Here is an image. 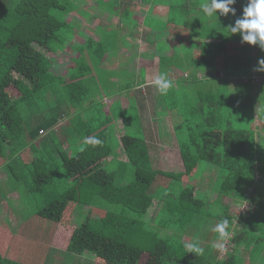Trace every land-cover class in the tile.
I'll use <instances>...</instances> for the list:
<instances>
[{
	"label": "trees",
	"instance_id": "1",
	"mask_svg": "<svg viewBox=\"0 0 264 264\" xmlns=\"http://www.w3.org/2000/svg\"><path fill=\"white\" fill-rule=\"evenodd\" d=\"M71 11L70 0H0V160L1 166L6 165L11 172L18 174L19 178L16 179L12 173L16 186L21 188L27 184L36 203L40 198L43 203L46 200V207L38 210L37 214L54 222L55 227L47 228L52 233L48 247L44 249L47 254L43 264H65L68 258H85L86 264H140L142 257L147 254L149 264H244L235 254L228 255L223 260L209 261V255L213 256L212 251L205 253L204 249L203 254L190 253L182 242V234L173 239L164 232L177 228L191 231L188 228L194 223L190 220L196 216L193 212L202 209L205 200L194 196L192 185L177 190L164 188L167 186L156 188L155 179L159 172L151 168L142 137L135 138L126 134L118 140L114 123L99 119L98 129L91 128L90 132H83L85 138L82 149L75 150L73 157L69 158L62 149L53 129L59 123L58 118L67 115L68 108L57 105L59 117L48 114V118L44 119L48 106L41 99L44 98V91L59 92L57 81L62 83L65 93L71 92L73 96L77 90L82 89L79 81L71 82L69 79L66 86L64 78L54 76L53 63L47 57V53L55 51V43L61 45L60 33L66 32L64 29L69 26L67 19ZM225 44L223 40L215 42V45H206V48L214 47L211 50L213 54L205 55L202 60L203 67L208 68L211 64L210 67L215 68L214 62L224 54ZM247 54H238L235 62L231 61L230 56L222 57L225 74L216 93L202 89L199 95L192 97L194 102L188 111L179 112V125L174 128L179 144L184 141V148H181L186 170L175 177L181 179L184 174L190 176L197 164L203 161L211 167L221 169L216 186L220 201L224 197L247 199L243 190L246 186H254L255 168L264 182V138L261 137L257 143L255 131L238 127L240 122L248 120L242 118L241 111L250 106L247 107V98H241L239 94L242 86L240 83L252 67L250 62L243 61L249 58ZM230 79L237 80L236 97L229 96L226 90ZM249 87L251 86L247 88ZM12 88L20 94L17 99L8 93ZM83 98L85 95L82 100ZM254 105L256 106L255 99L250 108H254ZM99 108L103 109V106ZM252 114H255L254 110L250 112L251 116ZM259 117L264 128V107ZM114 128L116 132L113 133ZM47 133L49 140H41L44 138L42 135ZM25 134L29 139H25L24 144L22 138ZM67 139L69 142L73 141L72 138ZM93 139L100 143H90ZM36 141L41 142L42 150H34L33 143ZM119 151L121 154H118ZM121 157H125L127 161H118ZM110 158L113 160L108 162ZM112 162H119L117 174L107 169ZM127 170H132L130 180ZM162 174L173 178L167 173ZM85 181L97 184L91 203L95 202L96 197H102L117 208L121 207L122 212L108 211V215L102 217L100 223L91 219L93 215L84 216V222L75 227L67 248H54L51 242L56 224L64 222L68 210L70 218L73 217L74 220L78 205L85 207L77 197L78 188ZM165 182L167 181L164 180L162 185H166L163 184ZM155 197L161 200L160 224L158 227L148 224L152 229L149 241L151 245L144 248L129 245L122 238L120 230H133L136 235L137 231L141 233L137 228L143 224L142 218ZM130 213L137 214L135 223L129 222L127 216L130 217ZM170 216L172 220H169ZM123 217H126L125 223H122ZM214 218L217 220L216 225L227 220L226 231L232 234L231 242L241 240L242 234L233 235L234 217L229 214V208L223 216L217 215ZM209 222L214 223L213 218ZM70 223H73L72 219ZM262 225L264 227V219L255 227L261 232ZM193 229L198 228L195 226ZM156 231H163L165 235L161 236ZM216 235L218 237L219 233L215 232ZM4 237L5 234L1 236L2 239ZM249 239L251 242L253 235ZM260 243H257V248L262 246ZM41 251L38 253L41 254ZM16 260L0 251V264H20Z\"/></svg>",
	"mask_w": 264,
	"mask_h": 264
},
{
	"label": "crops",
	"instance_id": "2",
	"mask_svg": "<svg viewBox=\"0 0 264 264\" xmlns=\"http://www.w3.org/2000/svg\"><path fill=\"white\" fill-rule=\"evenodd\" d=\"M70 1L75 5V8L67 19L70 26L69 30L68 27L66 28L68 35L64 38L60 47H57L55 51L47 53V57L53 63L52 74L58 78H65L67 83L79 81L82 89L77 90V93L85 94V98L90 99V102L84 103V100H81V109L80 107L78 109L73 108L67 115H62L58 118L59 123L53 129V132L58 136L63 146L62 149L67 152L69 158L73 157L75 150L82 149L83 139L85 138L83 132L88 133L91 131V128L98 129L99 123L94 124L92 121L98 112L101 113L100 108L95 110L96 104H101L103 106V116H101V119L104 122L111 120L113 123L118 120L121 123L122 129H125V134L120 136L127 134L130 137L137 138L138 127L140 131L139 136H142L148 150L147 159L151 168L159 172L155 179L156 188L159 181L162 183L165 180L167 183L164 186L172 190L182 189L186 185L193 183H190V176L194 182H199L200 175L202 177L204 175L202 181H205V176L212 177L214 173L213 186L216 190L221 176V169L211 167L204 161L197 164L189 177L185 174L181 179L175 177L186 171H184L181 148H184V146L182 143L179 144L174 134V128L179 123L178 114L181 111L174 110V114H171L172 110H169L165 98L167 96L170 98L181 96L192 98L199 95L202 89L205 92L216 93V90L220 87L219 82L224 78L225 74L221 61L222 57L230 56L231 60L235 62L238 54L233 55L231 51L238 52L240 48L248 46H244L247 43L238 40V34L230 33L229 29L235 25L237 19L242 17L243 8L246 5H239V0H236V3L232 5L236 9L235 15L229 14L223 16L218 14V18H216L208 17L201 9V5L210 2V0ZM241 1L244 2V0ZM77 15L83 18H91L85 19L87 21L85 25L80 18H75ZM93 18L97 19L96 25L93 24L94 26L91 24ZM71 24H75L74 27ZM86 32L90 33L87 34ZM223 40L226 42L224 54L214 62L215 68H211V64H209L208 68L203 67L202 60L205 55L213 54L211 50L214 47L206 48V45H215V42ZM59 56L60 58H58ZM162 73L166 74V78L172 84L166 94H161L155 84V80ZM69 79L70 81H68ZM236 81V79L228 81L226 90L231 97H236L238 94ZM233 82L235 85L234 90L236 91L234 94H232L231 85ZM55 100L56 104L59 105L58 99L56 98ZM70 112L72 113L69 114ZM48 114L44 115V119L48 118ZM71 115H76V119L73 116L71 117ZM131 116L133 117V121H131ZM74 121H77L78 124L85 122L83 129L75 125L77 133L79 132L80 134L78 137L82 140L75 139L69 142L68 139H65L62 141L60 137L64 132L66 124ZM160 123H163L165 127H162ZM162 128L167 129V131L162 133ZM119 129L116 128V135ZM92 133H94L93 129ZM45 136L41 140L47 139L49 133ZM120 136H116L118 140L121 139ZM71 138L73 139V137ZM76 140L78 141L75 142ZM37 142L42 146L40 141L34 142L33 145L38 146ZM51 146L54 145L52 144ZM27 150L29 151V149ZM118 154H121V151ZM121 159L123 158H119L118 161L125 162V160ZM111 160L113 159L110 158L109 161ZM113 163H116V169H119V162ZM2 167H6V165L1 166L0 169ZM205 167L208 170H202ZM6 169L9 172L11 186L15 185L12 175L14 174L15 178L18 179V174L11 172L9 168ZM174 170H177L178 173H174ZM217 172L218 175L216 174ZM255 172L256 175L260 176V181L262 182L257 168H255ZM162 173H167L173 178L165 176ZM256 175L254 176V186L246 187L263 186L256 179ZM262 183L264 184V182ZM11 186L5 187L6 192L3 189L4 186L2 188L0 186V195L4 196L2 192H5L9 194L11 199H17L15 187ZM216 193L217 197L208 196V202L213 208H215L213 204L220 200L218 192ZM94 194H91L85 201L87 202L85 204L86 207H95L88 204L91 203ZM229 199L231 200L230 202L221 199L222 203L214 211H216V215L223 216L225 210L229 208V214L234 217L232 222L234 225H237L238 218L233 214L235 211L232 205V200L237 199L231 197ZM252 199L253 197L248 198L247 196L248 201ZM257 205H255L256 209ZM158 220L160 224V219ZM27 222L28 220H25L24 224H27ZM43 222H45V219L41 217L37 219V223L42 225V230L46 231L44 233H49ZM260 222L261 219H257V224ZM144 223L149 224L147 222ZM159 224L154 225L151 223L149 225L158 227ZM263 229L262 225V231L258 230L259 238L253 237L256 238V243L263 241ZM3 231H5L4 239L0 235V251L2 254L16 258V261L20 264H31L30 261L27 263L26 261L19 260L21 254L18 246L16 253L13 251L16 247L15 240L18 242L21 240L24 243L25 239L26 241L30 239L25 237L23 232H12L13 234H10L11 230L9 228L4 229L3 226H0V234ZM179 231L181 229L178 230L177 228L176 231L170 230L165 231V233L173 239H177L179 234H182L183 237L181 239L185 245L197 241L196 233H181ZM214 235L212 233L210 239L204 238L207 244L211 243ZM233 235L236 234L233 232ZM231 236L232 234L229 235L226 241H220L217 239V235L215 236V240L213 241L215 250V254L212 256L213 261L223 260L228 255L234 254L235 248L230 251L226 248H228V245L236 246L238 241L239 244H246L244 246H247V248L252 246L253 239L249 242V237L245 238L241 236V240L235 243L230 241ZM221 243L224 244L223 249L217 246ZM32 246H37L38 249L40 246L42 249L47 247L45 240L42 243L32 244ZM52 247L56 248L55 244ZM31 255H29V260H31ZM235 255L239 256L241 262L244 264H256L253 263L250 257L246 261L241 255Z\"/></svg>",
	"mask_w": 264,
	"mask_h": 264
},
{
	"label": "rangeland",
	"instance_id": "3",
	"mask_svg": "<svg viewBox=\"0 0 264 264\" xmlns=\"http://www.w3.org/2000/svg\"><path fill=\"white\" fill-rule=\"evenodd\" d=\"M239 5H247V0H244V2H242L241 0H239ZM70 5H67V7H69ZM75 8V5L73 3H71V9L73 10ZM57 10V9H56ZM72 12V11H71ZM85 15V14H82ZM75 18L79 19L85 23H87V21L85 19H90L91 17H79L78 15L75 16ZM85 20V21H84ZM97 23V19L93 18L91 24H95ZM75 24H71V26L74 27ZM94 26V25H93ZM68 26V30H69ZM83 29V28H82ZM66 30V29H64ZM63 30V31H64ZM68 30L66 32H62L60 33V38L61 41H63V38H65L68 35ZM87 33V32H86ZM90 33V32H88ZM87 33V34H88ZM238 34V33H237ZM238 40L242 41L241 36L238 34ZM55 50L57 49V47H60L59 43H55ZM251 46L250 49H245V48H240L238 50V52H235L234 50L231 51V53L233 55L235 54H242L244 53H248L247 55L249 56V58L244 59L243 61L245 62H250L252 64V67H250L249 72L243 77V81L240 83L242 86L240 88V97L244 98L246 97L248 100V104L247 107L250 105L252 106L254 99L256 100V106L254 105V108H249L241 111V116L242 118H246L248 119L245 122H240L238 127L240 128H250L252 129V131H255L256 133V137H257V143H259V141L261 140V137L264 138V134L263 133V126L262 123L260 121V113L263 110L264 107V71H257L256 69L259 67L258 65V60L261 58H264V50L260 49L258 46L255 45H249L246 44L244 46ZM259 49H256V48ZM256 51V53L254 54V52ZM253 54V56H252ZM62 57V56H61ZM60 58V56L58 57ZM63 58V57H62ZM232 61V60H231ZM242 61V60H241ZM58 78V77H57ZM65 80V84L67 86V80L64 78ZM54 81V80H53ZM237 82V81H236ZM58 84V89L59 92H51V91H44L43 93V97L41 100H44L45 102L44 105L46 104V106H48V111L46 113H49V115L53 114L54 116H56V118L59 117L60 111L57 108L56 104V98L59 101V105H64L65 108H68V112L71 111L73 108L78 109V107H80L81 109V104L80 101L82 100V96L85 95H79L76 93L75 96L72 95L71 92L69 93H65L64 92V87L62 86V83L57 81ZM232 85V94L236 93V91L234 90V82L231 84ZM248 86H251L249 88H247ZM69 87V86H68ZM251 88V89H250ZM77 92V91H76ZM9 95L14 98L17 99L20 94L19 92H17L14 88L8 90ZM87 97V96H86ZM240 98V99H241ZM166 103L168 104L169 110L171 111V114H174V110H178V111H188L189 108L191 107V103L194 102L193 99L189 98V97H176V98H170L169 96H167L165 98ZM174 101V102H173ZM90 102V99L88 98H84V103ZM101 105H96L95 106V110H97ZM181 108V109H179ZM254 110L255 114H252L253 116L250 115V112ZM240 110H238L239 113ZM72 112H70L69 114H71ZM117 114H119V112L116 111ZM237 115V114H236ZM74 117L76 119V115H71V117ZM102 115V109H101V113L98 112V114L96 115V117H94L93 119V123H97L99 121V119H101ZM133 121V117L131 116ZM239 114H238V119H239ZM241 118V119H242ZM117 119V118H115ZM114 119V120H115ZM240 119V120H241ZM63 123V122H62ZM114 127L116 128H120L119 132L117 133V137L125 134V129H122V126L120 122H118V120L115 122L114 121ZM84 122H80L79 124L77 123V121L74 122H68L66 124V127L64 129L63 134L61 135L60 139L62 141H64L67 138H71L73 137L72 140L74 139H79L78 136H80L79 132L77 133V129L76 126L80 127L83 129V127L85 125ZM64 125V124H63ZM76 125V126H75ZM160 125L162 127H165V125L163 123H160ZM113 126V125H112ZM113 128V127H111ZM86 129V127H85ZM69 131V134H68ZM162 133H165V131H167V129L162 128L161 129ZM115 132V128L113 133ZM175 134V131H174ZM27 134H25V136H23L22 138V143H26V141H28V136H26ZM140 135V131L137 127V137L141 138L142 136ZM45 136V135H42ZM176 136V135H175ZM46 137V136H45ZM121 138L123 136H120ZM184 139V137H183ZM82 139H79V141ZM184 142V141H183ZM182 142V143H183ZM81 143V142H80ZM37 145H34V150H42L41 149V145H39V143L37 142ZM18 146V145H17ZM9 154V151H8ZM121 160H127L125 157ZM112 161V160H111ZM108 161V162H111ZM2 161L0 160V166L2 165L1 163ZM116 163H110L108 164V170H110L111 172H113L114 174H117L118 169H116ZM174 166V165H173ZM7 167H2L0 169V186L1 188L3 187V189L5 190V187L11 186L10 183V177H9V172L6 169ZM202 170H208L207 167H205ZM184 171H185V167H184ZM174 173H178L177 170H174ZM61 174V173H60ZM127 174H129L128 180L131 179L132 175V170L130 172H128L127 170ZM208 174V173H205ZM218 175V172L216 173ZM256 175V172H255ZM189 176V175H188ZM214 176V173H213ZM208 177L205 176L206 180H203L202 175H200L199 178V182L196 181L194 182L190 176V180L192 183V187L194 188V196H198L201 197L203 200H205V205L201 206L202 209H199L197 212L194 210L193 214H195V217H192V219L190 220V222L194 223V225H192V227H189L188 229L191 231H184L181 228V232L182 233H188V232H193L196 233V237H197V241H198V245L199 247L205 249V253L208 251H212L213 254H215V250L213 247V241L215 240V235L212 238L211 243L207 244L204 238H208L210 239L212 237V233L215 234L216 231H214L213 229L216 228V211L218 207L220 206V204L222 203L220 200H218L217 202H215L213 205H215V208H213L212 205L209 204L208 199H209V195H212V197H217V191L215 190L214 186H213V182H214V177ZM178 177V175H177ZM208 177V179H207ZM119 178V177H118ZM127 178V177H126ZM120 179V178H119ZM166 179V177H165ZM194 179V178H193ZM197 179V178H195ZM256 179L259 181V183H261V185L263 186H255V187H245L243 192L249 197H253V199L251 201H248L247 199L245 200H232V205L234 206V211L233 214L236 215V218H238V223L237 225L234 226L235 231L234 234H236V236L239 234L244 237H249L250 235H253V237L259 238L260 235L258 233V229L257 227H255L257 225V219H264V184L260 181V176L257 174L256 175ZM201 181V182H200ZM211 182V183H210ZM167 182L163 183L166 184ZM161 184V185H160ZM162 186V183H159L157 186ZM11 187H15V192H17L16 198L17 199H11V197L9 196L8 193L2 192V194H4V196L0 195V226H3L4 229H10V234L13 233H19V232H23L24 236L29 238L30 240L29 243L28 241H26V239L23 241H16V247L13 249L14 253H16L17 250V246L19 248L20 251V258L19 260L21 261H26L27 263H34V264H43L45 258H46V252L44 251L45 248L48 247V243L50 240V235L52 233H50V230L47 232L49 233H44L46 232L45 230H42V225L37 223V219H39L41 216L37 214L38 210H41L42 208L44 209L46 207V200L44 201V203L42 202V199H39V202H35L34 199L32 198V195L29 193L28 191V185L24 184L20 187L16 186V185H12ZM164 187V185H163ZM164 188H168V187H164ZM97 189V184L92 182V181H85L83 183L80 184V187L78 188V193H77V197L79 200H81L83 204H86L87 202H85L88 197H90L91 194H94V192ZM45 192V191H44ZM230 197H224L221 198L226 201H231L229 199ZM216 199V198H215ZM257 202V203H255ZM91 204L94 207H90V206H82L79 204L78 205V210H77V215H75V219L73 220V217H71L70 210L67 211V214L65 215L64 218V222L62 224H56L57 227L55 228V230H53V232L55 233L53 236V240L51 242V245L56 246V248L61 249V250H65L69 244L71 235L75 229L76 226L82 224V222H84V216H90L93 217L91 218L92 220H94V222L100 223V220L102 219V217H105L106 215H108V211H117V212H122V208L119 207L117 208L116 206L110 204L109 202H107L106 200H104L102 197H96L95 198V202L94 203H88ZM256 204L257 205V209H256ZM160 205H161V200L157 197L152 199L151 205L147 211V213L143 216V220L144 222H147L149 224L153 223L154 225H158L159 224V220L160 219V214H159V209H160ZM88 211H90V213H88ZM96 211V212H94ZM93 212V213H92ZM216 215V216H215ZM129 218V222L131 223H135L134 220H137V214L136 213H130V217L127 216ZM214 220V223L209 222V219ZM72 219V224L70 223V220ZM126 220V217H123L122 220ZM203 219V220H202ZM219 219V218H218ZM25 220H28L27 224H24ZM124 222L122 223H125ZM142 220V225H139L140 228H137V230H141V233H138L137 231V235L135 234V231L133 230H120L121 236L123 239H125L129 245L134 246V247H139V248H144L146 245H151V243H149L150 241V237L152 236L150 234L151 232V227L148 226V224L144 223ZM169 220H172V217L170 216ZM44 225L46 226L45 228H54L55 227V223L51 222V220H45V222H43ZM170 223V222H169ZM189 223V222H188ZM186 223V225L188 224ZM256 224V225H255ZM260 224V223H258ZM253 225H255L253 227ZM195 226H197L198 229H193L195 228ZM25 227V228H24ZM193 229V230H192ZM161 230V229H159ZM176 231V229H174ZM264 231V229H263ZM13 232V233H12ZM159 232V235H165L163 234V231H156ZM165 232V231H164ZM5 234V231L1 232V236L3 237ZM170 234V233H169ZM201 235V238H200ZM264 235V234H263ZM199 236V237H198ZM56 237V238H55ZM55 238V241H54ZM256 238L253 239L252 241V246H249L247 248V246H244L246 244H237L236 242V246L235 245H228V249L233 250V248H235L234 250V254H238L241 255L243 257V259H245L246 261L250 259L253 261V263L256 264H264V238L262 237L263 241H261L260 245H262L261 247L257 248L256 245ZM218 239V237H217ZM45 240V245L47 247L45 248H40L38 249V247H33L32 244L35 243H42V241ZM219 240V239H218ZM50 245V244H49ZM42 250L41 254L38 253V251ZM255 250V252H253ZM4 251V250H3ZM253 252V253H252ZM204 253V254H205ZM31 255V260H29V255ZM60 254V253H59ZM61 256V255H60ZM227 258V257H226ZM212 260V256L209 255V261ZM78 262H81V264H86L87 263V259L85 260V258L83 259H67V262L65 264H77ZM140 264H149L148 263V254L144 255L142 257V260L140 261Z\"/></svg>",
	"mask_w": 264,
	"mask_h": 264
},
{
	"label": "clouds",
	"instance_id": "4",
	"mask_svg": "<svg viewBox=\"0 0 264 264\" xmlns=\"http://www.w3.org/2000/svg\"><path fill=\"white\" fill-rule=\"evenodd\" d=\"M236 0H210L208 3L201 5L202 11L208 17H216L219 15L227 16L229 14L235 15L236 9L232 7ZM230 33L239 34L242 42L249 45L258 46L264 50V0H247V5L243 8L242 17L237 19L234 26H231ZM259 67L257 71H264V58L258 60ZM156 86L159 88L161 94H166L167 90L172 86L171 81L166 78V74H161L155 80ZM92 144L100 143L99 140L93 139L89 141ZM227 220L217 225L214 231L219 233L218 239L226 241L230 233L226 231ZM223 249L224 244L217 245ZM185 247L190 253L203 254L204 249L199 247L198 241L188 243Z\"/></svg>",
	"mask_w": 264,
	"mask_h": 264
}]
</instances>
